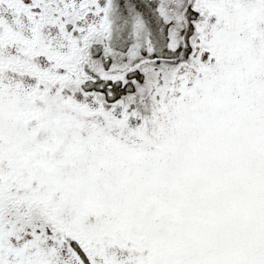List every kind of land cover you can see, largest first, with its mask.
I'll return each instance as SVG.
<instances>
[{
	"label": "snow or ice",
	"instance_id": "1",
	"mask_svg": "<svg viewBox=\"0 0 264 264\" xmlns=\"http://www.w3.org/2000/svg\"><path fill=\"white\" fill-rule=\"evenodd\" d=\"M0 264H264V0H0Z\"/></svg>",
	"mask_w": 264,
	"mask_h": 264
}]
</instances>
